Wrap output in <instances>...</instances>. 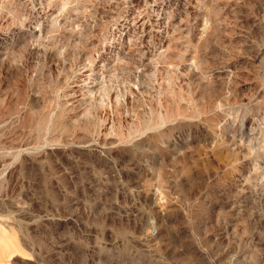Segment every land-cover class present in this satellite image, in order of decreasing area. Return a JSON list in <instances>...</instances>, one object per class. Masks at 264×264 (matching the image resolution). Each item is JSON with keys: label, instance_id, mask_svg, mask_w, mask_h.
<instances>
[{"label": "rangeland", "instance_id": "obj_1", "mask_svg": "<svg viewBox=\"0 0 264 264\" xmlns=\"http://www.w3.org/2000/svg\"><path fill=\"white\" fill-rule=\"evenodd\" d=\"M0 264H264V0H0Z\"/></svg>", "mask_w": 264, "mask_h": 264}]
</instances>
